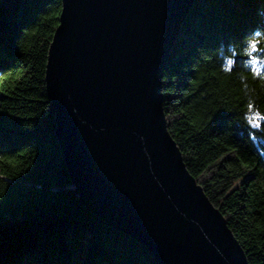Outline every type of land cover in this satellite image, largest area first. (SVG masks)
Instances as JSON below:
<instances>
[{"label": "trees", "instance_id": "obj_1", "mask_svg": "<svg viewBox=\"0 0 264 264\" xmlns=\"http://www.w3.org/2000/svg\"><path fill=\"white\" fill-rule=\"evenodd\" d=\"M60 9L61 0H0V264H156L70 187L44 82ZM162 94L187 170L248 263L264 264V0H194Z\"/></svg>", "mask_w": 264, "mask_h": 264}, {"label": "water", "instance_id": "obj_2", "mask_svg": "<svg viewBox=\"0 0 264 264\" xmlns=\"http://www.w3.org/2000/svg\"><path fill=\"white\" fill-rule=\"evenodd\" d=\"M193 1L61 0L44 71L54 134L79 203L156 264H249L167 131L162 72Z\"/></svg>", "mask_w": 264, "mask_h": 264}, {"label": "snow or ice", "instance_id": "obj_3", "mask_svg": "<svg viewBox=\"0 0 264 264\" xmlns=\"http://www.w3.org/2000/svg\"><path fill=\"white\" fill-rule=\"evenodd\" d=\"M249 46H250L252 52H256L257 51V41L253 40ZM253 62L255 63V58H253ZM5 79H7V77H5ZM249 107H252V105H249ZM261 127H262V124L259 121H257L256 122V128L259 129ZM245 167H247V165H245ZM3 195H4V193L0 192V198H2Z\"/></svg>", "mask_w": 264, "mask_h": 264}, {"label": "bare ground", "instance_id": "obj_4", "mask_svg": "<svg viewBox=\"0 0 264 264\" xmlns=\"http://www.w3.org/2000/svg\"><path fill=\"white\" fill-rule=\"evenodd\" d=\"M171 50V49H170ZM163 95V94H162ZM110 226V225H109ZM112 227V226H111ZM112 228H114V227H112ZM114 229H116V228H114Z\"/></svg>", "mask_w": 264, "mask_h": 264}, {"label": "rangeland", "instance_id": "obj_5", "mask_svg": "<svg viewBox=\"0 0 264 264\" xmlns=\"http://www.w3.org/2000/svg\"><path fill=\"white\" fill-rule=\"evenodd\" d=\"M170 52V51H169Z\"/></svg>", "mask_w": 264, "mask_h": 264}]
</instances>
